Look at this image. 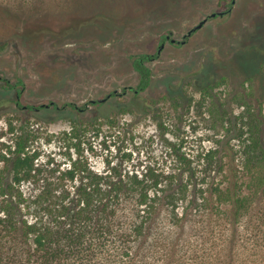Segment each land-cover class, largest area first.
Instances as JSON below:
<instances>
[{"label":"rangeland","instance_id":"obj_1","mask_svg":"<svg viewBox=\"0 0 264 264\" xmlns=\"http://www.w3.org/2000/svg\"><path fill=\"white\" fill-rule=\"evenodd\" d=\"M231 2L0 0V143L13 141L11 126L30 128L31 148L40 153L49 179L68 162L69 145L98 172L116 166L141 174L178 175L184 163L171 141L194 158L199 174L205 167L204 153L219 146L227 154L228 141L241 161L242 142L234 136L252 120L250 113L257 112L262 101L264 106V89L256 85L264 74L250 80L239 62L229 67V60L251 46L264 53V0ZM225 10L229 11L224 15L209 17L185 43L164 40L167 34L182 40L202 19ZM98 14L103 22L95 18ZM89 22L96 24L94 28L83 26ZM143 52L158 54L149 62L153 85L138 96L120 94L124 86L137 84L132 56ZM221 59L223 65L211 70L212 62ZM112 90L120 95L101 107L92 103ZM69 101L89 106L72 113L51 105ZM41 104L50 106L25 107ZM164 127L169 128L167 133ZM77 132L80 136L71 139ZM167 180L163 179V188ZM193 193L191 187L179 202L175 200L179 211L190 207ZM168 203L161 205L135 243L138 256L132 264H170L166 259L175 255L178 243L188 258L192 253L184 247L186 240L201 242L204 234L194 233L207 232L206 223L217 219L193 210L180 228L173 223ZM124 213L127 220L134 218L132 201ZM179 255L180 250L175 256Z\"/></svg>","mask_w":264,"mask_h":264},{"label":"trees","instance_id":"obj_2","mask_svg":"<svg viewBox=\"0 0 264 264\" xmlns=\"http://www.w3.org/2000/svg\"><path fill=\"white\" fill-rule=\"evenodd\" d=\"M95 18L100 22L103 17L98 14ZM94 25L89 22L83 26L92 29ZM157 57L158 54L148 52L134 54L132 62L139 75L138 82L124 86L120 94L132 92L138 96L146 92L154 81L149 62ZM236 61L250 80L255 74H264V53L256 46L232 56L229 67L238 66ZM222 63V59L214 60L210 69ZM256 85L264 89V78L256 80ZM120 94L112 90L106 100L92 103L101 107ZM51 105L72 113H82L89 106L73 101ZM249 117L252 120L234 136L242 142L241 161L228 141L227 154L219 146L204 153L205 167L200 174L194 158L188 157L177 141H171L175 155L184 163L178 175L154 171L141 174L116 166L104 172L94 171L89 161L69 145L68 162L54 179H49L44 174L40 153L31 148L32 130L25 125L20 130L11 126L13 141L0 143V264H132L138 256L135 243L147 232L148 222L161 205L168 202L172 203L173 223L180 228L193 210L200 212V216L204 212L205 216L217 219L211 218L206 223L207 232L194 233L204 234L201 242L186 240L184 247L191 251V256L186 258L178 243L174 252L176 255L180 250V258L170 256L167 263L264 264L263 101ZM167 130L164 127L163 132ZM79 136L77 132L70 138ZM224 155H230V159L225 160ZM164 178L169 184L163 188ZM191 187L194 193L190 207L179 211L175 200L179 202L181 194L186 196ZM131 201L135 214L132 220H127L124 209Z\"/></svg>","mask_w":264,"mask_h":264},{"label":"water","instance_id":"obj_3","mask_svg":"<svg viewBox=\"0 0 264 264\" xmlns=\"http://www.w3.org/2000/svg\"><path fill=\"white\" fill-rule=\"evenodd\" d=\"M233 3L235 2V0H232ZM225 11H218V12H213L211 13L209 16L205 17L204 19H202L199 23H197L195 26H193L188 33L185 36H190L192 35L195 31H197L198 29L202 28L204 26V24L208 21L210 16H216V15H224ZM168 37H170V34L167 35ZM173 41H176L175 38H173ZM164 43L161 44L160 48L163 47ZM111 95V93L108 94V97ZM107 97L104 98H99V99H93L92 101H104L106 100Z\"/></svg>","mask_w":264,"mask_h":264},{"label":"flooded vegetation","instance_id":"obj_4","mask_svg":"<svg viewBox=\"0 0 264 264\" xmlns=\"http://www.w3.org/2000/svg\"><path fill=\"white\" fill-rule=\"evenodd\" d=\"M231 3H233V1H232ZM228 11H229V10H225V13H227ZM216 16H217V15H216ZM210 17H214V16H210ZM195 32H196V31H195ZM167 35H168V34H167ZM167 35H166V36H167ZM185 35H186V34H185ZM185 35H184V38H183L182 40L176 39V41H173V38L171 37V35H170V37L167 36L164 40H170L171 42H183V43H185V42H186V41H185V40H186L185 38L187 37V36H185ZM190 36H191V35H190ZM116 91H117V90H116ZM117 92H118V91H117ZM110 93H111V92H110ZM108 94H109V93H108ZM108 94H107V96H106L107 98H108ZM17 95H18V93H17ZM110 96H111V95H110ZM110 96H109V97H110ZM20 103H21V101H20V97H18V99H17V104H20ZM45 105L48 106V107L50 106V104H45ZM28 106H29V105H27V106H25V107H28ZM28 108H29V107H28ZM36 109H39V108L37 107Z\"/></svg>","mask_w":264,"mask_h":264}]
</instances>
